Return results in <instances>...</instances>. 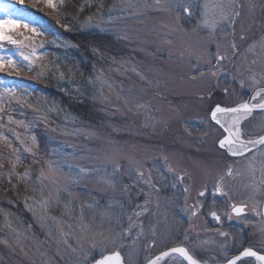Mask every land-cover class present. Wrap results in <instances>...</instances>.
I'll use <instances>...</instances> for the list:
<instances>
[{
    "label": "rangeland",
    "instance_id": "obj_1",
    "mask_svg": "<svg viewBox=\"0 0 264 264\" xmlns=\"http://www.w3.org/2000/svg\"><path fill=\"white\" fill-rule=\"evenodd\" d=\"M27 5L0 0V19L29 26L11 33L18 43L0 41V109L27 106L17 138L39 166L0 157V184L11 189L0 200V264H92L116 251L126 264H146L177 245L213 264L239 250L246 234L264 249V222L251 215L264 200V145L230 157L210 119L215 105L234 107L264 86V0H101L82 27L112 37L117 50L80 89L98 108L93 123L40 90L68 44L53 37L57 68L42 69L44 36L30 29L42 32L43 9L31 17ZM13 53L19 66L9 63ZM262 102L264 94L254 104ZM248 116L240 124L245 142L264 135V111ZM37 123L51 136L46 152L30 132ZM217 185L226 195H213ZM233 205H246L250 216L231 219ZM232 220L238 227L225 225Z\"/></svg>",
    "mask_w": 264,
    "mask_h": 264
},
{
    "label": "trees",
    "instance_id": "obj_2",
    "mask_svg": "<svg viewBox=\"0 0 264 264\" xmlns=\"http://www.w3.org/2000/svg\"><path fill=\"white\" fill-rule=\"evenodd\" d=\"M25 1L28 3L27 6L31 9L32 15L34 14L33 11H35L32 9L39 10V6L43 9V11L39 10V13L41 12L40 14L44 18L40 29L44 36L43 49L46 51L44 53L45 63L42 69L50 67L55 70V68H57L56 63L58 61L57 57L54 56L55 49L51 46L54 38L58 37V42L64 39L68 44V48L61 52L63 53L64 61L61 67L58 68L59 72L46 75L45 80L39 84L40 90L43 89L49 98L55 97L59 99L69 111L82 121L89 123L95 122L98 108L80 89L86 81L94 79L98 74L97 70L101 64L102 56L106 55L110 50L114 49L112 53L117 50L116 47H111V44L116 46L112 37L102 35L92 29H83L82 27V17L85 16V12L87 11V13H90L89 10L91 9L92 13H94L95 10L101 7V0H53V3L56 4V8L63 4V2H66L62 8H55V11H53L52 8H46L49 10L48 12L40 3L35 6L38 1ZM11 60L18 66L22 63L20 57L14 53L11 56ZM36 72H38V69ZM23 75L28 76L31 74ZM57 75L62 78L63 84L59 82ZM21 79L27 83L25 88L31 89L30 93L32 96L36 95L37 89H33L34 86H31L28 77H23ZM31 103H34V101H31ZM9 106L10 105L7 104L4 108ZM26 108L27 106H22V104H20L10 107L8 110H6V108V111L0 109V157L10 158L11 156L18 155L20 157L21 168L23 167L26 169L28 166L32 165L33 168L37 169L39 165L32 163L30 157L25 154L20 140L17 138V132L21 134L24 131L20 128V124L25 119L24 114L27 112ZM31 131L35 134L40 144V149H44L46 152L47 149L51 147V136L48 130H44L41 124L37 123L36 128L31 129L30 132ZM26 134H28V132H26ZM3 166H6V164ZM10 193L11 189L8 184H0L1 201Z\"/></svg>",
    "mask_w": 264,
    "mask_h": 264
},
{
    "label": "snow or ice",
    "instance_id": "obj_3",
    "mask_svg": "<svg viewBox=\"0 0 264 264\" xmlns=\"http://www.w3.org/2000/svg\"><path fill=\"white\" fill-rule=\"evenodd\" d=\"M44 3L46 4L47 7L55 9L56 4L53 3V0H44ZM6 9L0 8V11H5ZM187 11V9H185ZM23 27L25 29H28L29 26L27 23H21L20 21L14 19L12 16H8L5 19H0V41H7L10 44H16L18 43L15 39H13V36L11 35L12 32H14L17 28ZM35 35H42V32H37L35 28L30 29ZM42 47V45H41ZM233 48H235V44H233ZM25 59H28V57H25ZM217 61H221L224 59L223 56H217L216 57ZM3 60L4 57L0 56V68H2L3 65ZM9 63H11V60L9 59ZM5 91L11 93L12 89H6ZM227 91V90H225ZM259 95V93H257ZM255 99V97H253ZM254 107H259L261 109H264V102L260 103L259 105H249L248 103H243L240 104L238 107L235 108H222L219 104L216 105L214 110L211 111V118L215 120L217 123H219L218 115L217 114H223V113H237L240 111H244L245 113H250ZM230 135L229 137L225 138L224 140L220 141V147H225L226 145L228 146V151L231 153L233 156L237 155H244L245 150L250 151L251 149L248 148V145H256V144H261L264 145V137H260L259 140H248V141H242L240 139V131L239 128L237 127L236 131L233 133L231 132V129H229ZM239 143L238 148H233V145ZM83 171V170H81ZM228 175H231V169H229ZM26 175V174H25ZM142 175V174H141ZM9 176H11V173H9ZM41 177H44L43 172H41ZM181 180L183 177L180 178ZM185 193L188 192V189H184ZM216 194H225L222 193V189L220 188L219 185L216 186L215 192L213 195ZM226 195V194H225ZM205 192L201 191L198 193V197H204ZM194 208L199 210L200 208H203L204 205L198 204L194 205ZM245 209L243 206H232V212L236 216H240L244 213ZM141 213H135V215L139 216ZM197 213L194 210L192 212V215L195 216ZM210 215L217 221L219 222L220 216L217 214L216 211H212ZM221 235H227L226 233H221ZM171 253L179 254L181 257H183L188 264H198V262L187 252L186 249L184 248H173L171 249ZM169 252H164L160 256H157L155 260L151 261L150 264H158V262L163 259L164 257L169 256ZM244 257H256L260 261H264V255L258 256L256 252L252 251L251 249H245L240 255L234 257L230 261H228V264H237L238 261H241L242 258ZM96 264H121L120 261V254L119 252L114 253L113 255L110 256H104L102 259L98 260Z\"/></svg>",
    "mask_w": 264,
    "mask_h": 264
},
{
    "label": "flooded vegetation",
    "instance_id": "obj_4",
    "mask_svg": "<svg viewBox=\"0 0 264 264\" xmlns=\"http://www.w3.org/2000/svg\"><path fill=\"white\" fill-rule=\"evenodd\" d=\"M207 203H209V201L206 198V203L205 204H207ZM241 206L244 207L245 211L240 216H236L232 212V207L230 208V214L232 215V217L230 215V218L231 219L232 218H239V217H242V216H250V213L246 210L247 206L246 205H241ZM261 208H262V206H261ZM251 215L254 216L255 218H260L264 222L263 217H262V211L260 212V215L257 214V212H255V211H253ZM214 221H215V223L217 225L220 224V222H221V220H219V222H217L215 219H214ZM225 225L227 227H230V226L233 227V226H236L238 224L235 223L234 220H232L231 222L230 221L226 222ZM236 227H238V226H236ZM214 230L215 229H212V230H210V232H213ZM242 241H243L242 242L243 245L241 244L242 246L239 248V250H237L235 253L231 252L230 254H228V257L225 260L220 261L219 263H213V264H227L228 261H230L231 259H233L237 255L241 254L245 249H251L252 251L256 252L258 256L264 255V249L260 246V244H256V245H251L250 244V241L248 240V235L247 234L246 235H243ZM181 247L184 248V249H186L187 252L189 253V255H191L198 262V264H204V263H201V262H199L197 260V258L193 255V252L191 251V248L188 247V246L186 247V246H183V245H177V246L170 247L169 249H171V248H181ZM116 252H118V251H116ZM116 252H113V253H116ZM109 254H111V253H109ZM119 254H120L121 258H122L123 263L126 264L125 261H124V258L122 256V254L120 252H119ZM172 257L178 258L177 256H172ZM178 259H180V258H178ZM163 262H165V260L162 261V262H160L159 264H162ZM181 262L183 264H186L182 260H181ZM237 264H262V263L259 260H257L256 258H253V257H244V258H242L241 261H238Z\"/></svg>",
    "mask_w": 264,
    "mask_h": 264
},
{
    "label": "water",
    "instance_id": "obj_5",
    "mask_svg": "<svg viewBox=\"0 0 264 264\" xmlns=\"http://www.w3.org/2000/svg\"><path fill=\"white\" fill-rule=\"evenodd\" d=\"M261 92H264V86H261V87H258V88H256V89H254L250 94H249V96H248V98L243 102V103H248L250 106L252 105V101H253V97H255V95H257V93H261ZM243 103H241V104H243ZM240 105V104H239ZM239 105H236V106H234V107H230V108H235V107H238ZM216 107V106H215ZM214 107V108H215ZM222 107V106H221ZM214 108L212 109V110H214ZM222 108H226V107H222ZM261 111H264V109H261V108H259V107H254L253 109H252V111L250 112V113H253V112H261ZM244 111L242 110V111H240V112H237V113H223V114H217L218 115V119H219V116H222V117H225V116H235V115H237V114H240V113H243ZM210 119H211V121L214 123V124H216L221 130H222V132H223V134H224V136L219 140V142H218V147L220 148V149H222V150H224L225 152H226V154L228 155V156H230V157H233V158H240V157H243V156H245V155H247L248 153H250V152H252V151H254V150H256V149H258V148H260V147H262L263 145H261V144H256V145H251V144H249L248 145V148L249 149H251L250 151H248V150H245V152H244V155H242V156H240V155H237V156H233V155H231V153L228 151V146L226 145L225 147H220V141L221 140H224L225 138H227V137H229V135H230V131H229V128H228V126H227V124L225 123V122H223V121H220L219 123H217L215 120H213L212 118H211V112H210ZM261 137H264V135L263 136H261ZM260 138V137H259ZM259 138L258 139H256V140H259ZM239 147V143H236V144H234L233 145V148H238ZM262 217H263V220H264V201H263V204H262ZM171 249H173V248H171ZM171 249H168V250H166V251H164V252H169L170 253V255L169 256H171V255H176V256H178L184 263H186V264H188V262L183 258V257H181L179 254H175V253H171ZM164 252H161L160 254H158V255H156L155 257H153L150 261H148L146 264H150V262L151 261H153V260H155L156 259V257L157 256H160L162 253H164ZM114 253H112V254H107V255H105V256H110V255H113ZM240 255V254H239ZM169 256H167V257H164L163 259H161L159 262H158V264L160 263V262H162L163 260H165L166 258H168ZM238 256V255H237ZM103 258V257H102ZM102 258H99V259H97L95 262H93L92 264H96V262L98 261V260H100V259H102ZM253 258H256V257H253ZM257 259V258H256ZM258 260V259H257ZM120 261H121V264H124L123 263V261H122V258H121V256H120ZM260 261V260H259ZM262 264H264V261H260ZM228 264V263H227Z\"/></svg>",
    "mask_w": 264,
    "mask_h": 264
},
{
    "label": "bare ground",
    "instance_id": "obj_6",
    "mask_svg": "<svg viewBox=\"0 0 264 264\" xmlns=\"http://www.w3.org/2000/svg\"><path fill=\"white\" fill-rule=\"evenodd\" d=\"M258 97V96H257ZM247 115H238V116H225L223 118V122H225L229 129H231V132H235L237 127H240V124L247 118ZM240 131V129H239Z\"/></svg>",
    "mask_w": 264,
    "mask_h": 264
}]
</instances>
